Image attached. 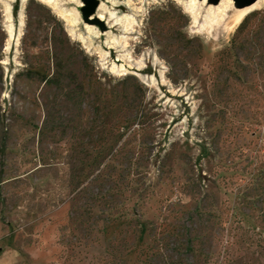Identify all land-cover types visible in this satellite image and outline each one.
I'll return each instance as SVG.
<instances>
[{
    "label": "rangeland",
    "instance_id": "rangeland-1",
    "mask_svg": "<svg viewBox=\"0 0 264 264\" xmlns=\"http://www.w3.org/2000/svg\"><path fill=\"white\" fill-rule=\"evenodd\" d=\"M188 2L0 0V264H264V6Z\"/></svg>",
    "mask_w": 264,
    "mask_h": 264
},
{
    "label": "bare ground",
    "instance_id": "bare-ground-1",
    "mask_svg": "<svg viewBox=\"0 0 264 264\" xmlns=\"http://www.w3.org/2000/svg\"><path fill=\"white\" fill-rule=\"evenodd\" d=\"M10 1H13V0H10ZM22 1L25 2L26 0H22ZM207 1L208 0H202L201 3L199 4V0H189V2H188L189 5H187L188 11L191 14L192 18L194 19L195 23H198L200 20L201 5H207L208 6L206 14L203 16L204 23L202 24L200 31L209 27V25H211L210 30L212 31L213 29H215L216 27H218L219 25H221L223 23V21L226 19L227 12L230 9L235 8V11H234V14L232 15L230 23L227 25V27H225L226 30L230 32V29L233 26H235V28H237L238 25L253 10H256V9L264 6V0H256L255 3L251 4V6H247L244 8H239V7L236 8L232 0H220L218 2V4H212L209 2L207 3ZM43 2L48 4V3H51L52 0H43ZM4 10L7 14L8 20H11V6H10L9 1H5ZM22 17H23V15H22ZM97 17L100 20H104L103 14H99ZM19 24H20V28H19V32L17 35L15 33V28H14L13 24L9 23V25L7 26V30L9 33V39L10 40L15 39V40H17V43H19L20 36L22 35V28L24 27L23 18L20 19ZM87 28L90 31H92V27H90L89 25L87 26ZM9 45H10V43H8L7 48H9Z\"/></svg>",
    "mask_w": 264,
    "mask_h": 264
},
{
    "label": "water",
    "instance_id": "water-1",
    "mask_svg": "<svg viewBox=\"0 0 264 264\" xmlns=\"http://www.w3.org/2000/svg\"><path fill=\"white\" fill-rule=\"evenodd\" d=\"M220 0H209V2L218 4ZM256 0H233L235 3L236 8H244L247 6H251V4L255 3ZM85 3V18H87L89 15L92 14V12L95 10L97 5V0H84Z\"/></svg>",
    "mask_w": 264,
    "mask_h": 264
},
{
    "label": "trees",
    "instance_id": "trees-1",
    "mask_svg": "<svg viewBox=\"0 0 264 264\" xmlns=\"http://www.w3.org/2000/svg\"><path fill=\"white\" fill-rule=\"evenodd\" d=\"M50 83H55L56 84V81L54 79H51L49 80Z\"/></svg>",
    "mask_w": 264,
    "mask_h": 264
}]
</instances>
